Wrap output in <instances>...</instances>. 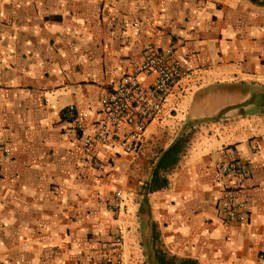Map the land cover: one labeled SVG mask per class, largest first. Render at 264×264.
<instances>
[{
	"label": "crops",
	"instance_id": "0c3cea01",
	"mask_svg": "<svg viewBox=\"0 0 264 264\" xmlns=\"http://www.w3.org/2000/svg\"><path fill=\"white\" fill-rule=\"evenodd\" d=\"M150 47H174L190 78L136 152L125 123L86 146L64 110L75 105L95 134L101 98ZM172 118L194 131L152 192L159 157L182 135L170 139ZM0 144L12 148L0 264H104L117 227L134 242L126 264H264V0H0ZM225 151L236 176L218 170ZM227 191L248 202L245 223L222 224Z\"/></svg>",
	"mask_w": 264,
	"mask_h": 264
},
{
	"label": "built area",
	"instance_id": "2783aa9c",
	"mask_svg": "<svg viewBox=\"0 0 264 264\" xmlns=\"http://www.w3.org/2000/svg\"><path fill=\"white\" fill-rule=\"evenodd\" d=\"M174 47L158 51L152 47L146 60L134 74L123 76L116 87L101 98L104 120L98 123L93 135L86 133L84 119L78 114L75 105L64 110V117L74 124L86 146L105 145L110 141V127L119 129L125 123L127 129L123 135L125 150L136 152L143 140L148 126L160 119L165 104L171 94L192 74L188 59H176ZM228 152H224L218 164L223 175L236 176L237 168L228 162ZM12 160V148L0 144V169ZM123 190L116 191L109 206V212L118 215L123 207ZM248 202L240 199L236 192L227 191L221 200L219 218L224 226L248 221ZM123 230L117 227L108 236L107 252L103 256L104 264H124ZM264 259V255H263Z\"/></svg>",
	"mask_w": 264,
	"mask_h": 264
},
{
	"label": "trees",
	"instance_id": "16d2710c",
	"mask_svg": "<svg viewBox=\"0 0 264 264\" xmlns=\"http://www.w3.org/2000/svg\"><path fill=\"white\" fill-rule=\"evenodd\" d=\"M189 142L190 135L182 134L161 154L154 168L152 179L148 184L150 191L155 192L168 186L169 180L166 173L171 172L178 166Z\"/></svg>",
	"mask_w": 264,
	"mask_h": 264
},
{
	"label": "rangeland",
	"instance_id": "374dc122",
	"mask_svg": "<svg viewBox=\"0 0 264 264\" xmlns=\"http://www.w3.org/2000/svg\"><path fill=\"white\" fill-rule=\"evenodd\" d=\"M184 118H172V120L174 121V123L171 125V128H172V137L170 139H173L177 133L179 132V135L182 134H186V135H189L188 133L190 131H194V126H195V123H188V124H181L180 125V120H182ZM188 122V121H186ZM184 132V133H183ZM124 198V196H123ZM126 236L125 232L123 234V244H122V252H123V260H124V264H126V262H130V260L134 257L132 256L131 257V254L132 252H134V242H133V239L132 237H125ZM126 260V262H125Z\"/></svg>",
	"mask_w": 264,
	"mask_h": 264
}]
</instances>
